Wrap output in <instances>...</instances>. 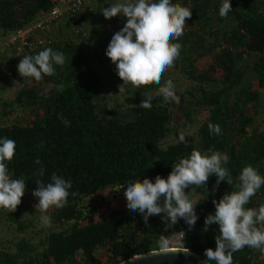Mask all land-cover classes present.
I'll list each match as a JSON object with an SVG mask.
<instances>
[{"label":"trees","instance_id":"trees-1","mask_svg":"<svg viewBox=\"0 0 264 264\" xmlns=\"http://www.w3.org/2000/svg\"><path fill=\"white\" fill-rule=\"evenodd\" d=\"M172 2L190 7L193 14L187 21L196 24L184 29L183 36L174 41L182 45L176 60L178 68L198 83L181 109L184 126L191 127L194 113L209 111L198 130L185 135L186 143L178 140L167 147L161 145L174 119V112L162 96L154 95L149 109L110 108L106 95L101 93L100 76L80 42L65 38L27 51L26 55H36L52 48L65 55L66 63L56 66V75L45 76L41 82L22 77L15 103L36 115L30 123L0 125V138L16 143L9 170L13 178L25 180L27 192L33 193L38 187L36 180L47 184L56 173L71 181L69 191L76 195L69 196L64 208H53L51 220L61 228L48 233L42 250L22 238L15 250L0 247V264H120L162 248L158 240L178 230L184 231L188 248L205 258L207 248L215 249L219 232L217 224L204 231L205 217L215 212L213 200L238 190L237 177L246 165L264 175V122L259 120L261 108L264 110V0H231L232 9L226 18L219 15L223 0ZM58 4L60 0H0L1 43L10 33L47 17ZM91 14L92 10L83 22ZM1 43L0 52L9 57ZM206 57H210L208 66L200 68L196 62ZM9 60L7 72L0 73L2 88L9 86L8 79L19 64L15 55ZM60 84L62 92L56 88ZM142 99L135 101L141 103ZM11 109V103L0 101V117L11 115ZM60 114L70 122L68 126ZM209 123L219 124L221 134H211ZM193 150L208 155L215 151L227 153L226 167L233 179V186L224 181L217 188V178L211 176L207 186L186 189L190 199L197 202L199 219L193 229L189 230L183 219L175 225L166 224L162 215L149 217L145 224L143 216L130 212L127 204L108 217L88 220L96 207L89 209L84 198L109 186L126 189L138 179L154 182L157 175L167 178L173 164ZM37 158L39 165L35 163ZM41 167L45 169L43 176L39 175ZM262 204L264 185L246 207L258 208ZM3 214L6 221L16 223L24 216L22 203L17 211L4 210ZM255 250L246 246L234 252L233 264H264ZM261 253L264 248L258 256Z\"/></svg>","mask_w":264,"mask_h":264},{"label":"clouds","instance_id":"clouds-1","mask_svg":"<svg viewBox=\"0 0 264 264\" xmlns=\"http://www.w3.org/2000/svg\"><path fill=\"white\" fill-rule=\"evenodd\" d=\"M232 9L231 0H223L219 15L226 18ZM106 19L117 15L127 18L124 27L116 32L106 50V55L116 65L118 76L124 84H131L140 89L144 85H160L156 95L164 101L180 103L176 95L175 84L168 79L163 84L162 76L179 59L182 45L177 41L184 34L186 21L192 17V9L173 3L172 0H129L127 3L111 4L102 9ZM66 57L62 52L46 48L36 55H24L17 65L20 76L41 82L45 76L56 75V66H63ZM63 91V85L56 86ZM122 88V86H121ZM121 90V89H120ZM153 96L148 94L140 103L141 108L152 107ZM65 126L70 123L60 114ZM209 132L220 135L219 124L209 123ZM179 142L186 143L184 132L179 133ZM16 154V143L7 137L0 138V209L15 212L22 203V197L27 188L23 178H13L9 164ZM227 153L219 151L211 155L193 150L186 158H181L173 164L167 178L160 175L153 182L149 178L130 182L124 192L127 208L130 212H139L148 223L149 217L162 215L164 222L175 225L181 219L193 229L199 219L196 212L197 202L190 199L186 189L207 186L211 176H215L216 187L226 181L233 186ZM41 164L39 158L35 161ZM45 169H39L43 176ZM231 193H225L219 200H213L215 212L205 217L204 231L207 232L213 224L219 226L215 236V249L209 247L204 256L207 262L215 264H233V253L246 246L249 248H264V204L258 208L246 207L251 198L264 185V175L252 165H246L237 177ZM38 187L33 196L38 198L34 204L36 213L40 214V222L45 227L51 226L50 209H62L69 203V196L76 195L69 190L71 181L56 173L51 175V182L45 184L36 180ZM162 248L167 242L161 243ZM186 254H190L186 252Z\"/></svg>","mask_w":264,"mask_h":264},{"label":"rangeland","instance_id":"rangeland-1","mask_svg":"<svg viewBox=\"0 0 264 264\" xmlns=\"http://www.w3.org/2000/svg\"><path fill=\"white\" fill-rule=\"evenodd\" d=\"M87 2L92 8V14L91 19L85 22L87 36L85 39L81 40V44L91 57L93 66L100 76L101 83L103 84L101 93L106 95L107 104L110 108L125 110L128 107H138L140 102H136L135 100L140 97H145L148 94L152 96L156 95L160 85L154 84L151 89H144L143 87L137 89L130 83L123 85V80L117 74L116 65L107 57L106 50L113 35L124 27L127 18L123 15H117L111 19H106L102 13V9L110 7L111 4L127 3L129 0H87ZM193 25L196 24H191L186 21L185 31L186 28L190 29ZM6 58L9 57L7 56ZM206 58L205 60L200 59L196 64L200 68L207 67L210 57ZM7 63L10 62L8 61ZM2 65L3 66H0L1 74L6 73L8 70V65L6 63H2ZM168 79L174 82L176 95L180 97V103L177 104L175 101L167 102L174 112V119L170 125V133L161 142L163 147H167L170 143L178 141L181 131L184 132L185 135L194 134L201 123L209 116V111L207 109H201L198 113L193 114L194 123L191 127H185L181 109L186 104V100L191 96V92H194V89L198 86V83L190 80L181 69L178 68L176 61L174 66L170 67L164 73L161 83L163 84ZM8 80V87H0V101L6 100L11 103L13 109H11V115L0 117V125H10L15 122H32L36 114L33 113L30 108H25L15 103L16 96L22 89V76H20L18 70H16L14 76ZM3 82V80H0V85H2ZM197 94H200V91ZM259 120L264 122V110L262 108ZM125 191L126 189L120 190L118 187L109 186L91 197L84 198V202L89 209L96 207L94 212L89 213L88 220L96 221L102 217H108L113 211L124 207L127 204L124 195ZM36 203H38V198L33 196L32 193L25 191V195L22 197L24 216L16 223L6 221L3 214L4 210L0 209V247L15 250V244L22 238H26L36 244L39 250H42L44 247L42 241L45 240L48 233L52 229L61 228L58 226L56 227L52 220L50 227L43 226L40 222V214L36 213V209L33 207ZM52 210L53 208L49 210V216ZM173 236L174 233L160 238L158 242L161 244L163 241H166L167 247H176V244L169 242ZM259 250L260 249L255 250V252L257 251V258L263 260L264 253L258 256ZM98 253L101 255L102 250L99 249Z\"/></svg>","mask_w":264,"mask_h":264},{"label":"built area","instance_id":"built-area-1","mask_svg":"<svg viewBox=\"0 0 264 264\" xmlns=\"http://www.w3.org/2000/svg\"><path fill=\"white\" fill-rule=\"evenodd\" d=\"M91 10L87 0H62L44 19L10 33L1 43V49L15 55L20 62L29 49L42 48L55 40L67 38L81 43L87 35L83 21ZM55 35L59 36L55 38ZM169 242L179 249L190 250L183 230L176 231Z\"/></svg>","mask_w":264,"mask_h":264},{"label":"water","instance_id":"water-1","mask_svg":"<svg viewBox=\"0 0 264 264\" xmlns=\"http://www.w3.org/2000/svg\"><path fill=\"white\" fill-rule=\"evenodd\" d=\"M120 264H211V262H207L206 258L192 250L160 248L135 255Z\"/></svg>","mask_w":264,"mask_h":264},{"label":"crops","instance_id":"crops-1","mask_svg":"<svg viewBox=\"0 0 264 264\" xmlns=\"http://www.w3.org/2000/svg\"><path fill=\"white\" fill-rule=\"evenodd\" d=\"M60 1H62V0H60ZM90 19H91V15L88 16V17L86 18L85 22H86L87 20H90ZM85 22H84V23H85ZM0 39H1V36H0ZM1 41H2V39L0 40V43H1ZM6 57H7L6 54L0 52V62L2 61V62L0 63V66H3L2 63H3V64L6 63V64L8 65V68H9V67L11 66V63H7L8 61L10 62V60H9V58H6ZM9 64H10V65H9Z\"/></svg>","mask_w":264,"mask_h":264},{"label":"bare ground","instance_id":"bare-ground-1","mask_svg":"<svg viewBox=\"0 0 264 264\" xmlns=\"http://www.w3.org/2000/svg\"><path fill=\"white\" fill-rule=\"evenodd\" d=\"M167 249H179L178 247H166Z\"/></svg>","mask_w":264,"mask_h":264}]
</instances>
